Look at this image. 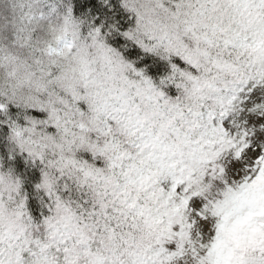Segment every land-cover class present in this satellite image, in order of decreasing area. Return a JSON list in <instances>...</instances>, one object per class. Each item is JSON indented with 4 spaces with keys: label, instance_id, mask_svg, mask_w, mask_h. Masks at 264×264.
I'll use <instances>...</instances> for the list:
<instances>
[{
    "label": "snow or ice",
    "instance_id": "1",
    "mask_svg": "<svg viewBox=\"0 0 264 264\" xmlns=\"http://www.w3.org/2000/svg\"><path fill=\"white\" fill-rule=\"evenodd\" d=\"M0 264H264V0H0Z\"/></svg>",
    "mask_w": 264,
    "mask_h": 264
}]
</instances>
